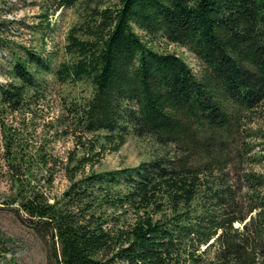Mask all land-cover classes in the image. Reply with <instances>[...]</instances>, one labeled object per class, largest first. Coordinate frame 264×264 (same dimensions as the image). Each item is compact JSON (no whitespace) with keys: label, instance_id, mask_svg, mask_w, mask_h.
<instances>
[{"label":"trees","instance_id":"1","mask_svg":"<svg viewBox=\"0 0 264 264\" xmlns=\"http://www.w3.org/2000/svg\"><path fill=\"white\" fill-rule=\"evenodd\" d=\"M48 4L77 13L66 59L24 48L9 73L29 86L43 73L86 83L89 97L75 111L80 131L104 132L100 147L112 152L128 136L159 150L133 167L73 179L90 164L82 154L58 199L19 201L53 241L49 264H264V171L250 168L264 161L251 142L264 132L249 125L264 111V0ZM134 29L185 47L200 70L154 51ZM0 93L21 95L15 86Z\"/></svg>","mask_w":264,"mask_h":264},{"label":"rangeland","instance_id":"2","mask_svg":"<svg viewBox=\"0 0 264 264\" xmlns=\"http://www.w3.org/2000/svg\"><path fill=\"white\" fill-rule=\"evenodd\" d=\"M76 21L75 7L55 10L48 0H0V22L4 23L0 38L9 42L7 47L0 45V86H15L21 92L16 100L4 99L0 93V264L54 261L52 239L31 225L18 203L32 194L47 202L58 199L69 184L72 159L82 154L90 159V164L74 173L73 179H79L91 172L133 167L159 151L148 138L128 136L112 152L106 145L100 147L104 132L80 131L75 111L89 97L86 83H60L43 73L29 86L9 73L12 58L17 54L22 58L24 48L42 56L52 54L55 63L66 59L65 36ZM134 31L154 51L177 55L194 74L200 70L199 60L185 47L150 40L142 31ZM249 125L264 132L262 109L256 110ZM251 142L253 153L264 154V138ZM250 168L262 172L264 161Z\"/></svg>","mask_w":264,"mask_h":264},{"label":"water","instance_id":"3","mask_svg":"<svg viewBox=\"0 0 264 264\" xmlns=\"http://www.w3.org/2000/svg\"><path fill=\"white\" fill-rule=\"evenodd\" d=\"M46 220H43V222H45ZM50 233H51V236L53 235V229L52 227L50 226Z\"/></svg>","mask_w":264,"mask_h":264}]
</instances>
